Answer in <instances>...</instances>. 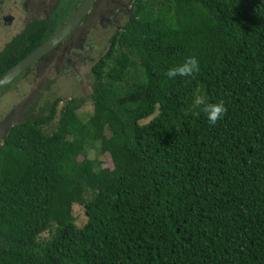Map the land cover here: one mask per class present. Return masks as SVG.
Segmentation results:
<instances>
[{"label":"trees","instance_id":"trees-1","mask_svg":"<svg viewBox=\"0 0 264 264\" xmlns=\"http://www.w3.org/2000/svg\"><path fill=\"white\" fill-rule=\"evenodd\" d=\"M79 1L27 16L0 75ZM129 1L56 127L53 93L1 136L0 264H264V0ZM188 56L200 71L169 80ZM198 96L225 105L215 125Z\"/></svg>","mask_w":264,"mask_h":264},{"label":"rangeland","instance_id":"rangeland-1","mask_svg":"<svg viewBox=\"0 0 264 264\" xmlns=\"http://www.w3.org/2000/svg\"><path fill=\"white\" fill-rule=\"evenodd\" d=\"M25 0H4L0 3L3 13L15 15L14 22L6 23L0 20V48L12 36L17 33L22 23L20 17L22 4ZM39 3L37 16L44 17L45 13L52 8L57 0H35ZM129 0H94L93 9L82 23L81 31L74 32L70 43L62 48L59 57H51L48 66H31L29 73L15 80L7 89L0 92V138L9 126L22 120L27 107L33 103L32 115L45 114L50 94L55 93L62 100L55 107L54 119L41 128L43 133H48L56 127L59 111L65 101L73 96L80 97L88 90V70L93 62L107 47L113 27L122 24L127 16ZM33 15H36L33 13ZM108 21V22H106ZM46 86V87H45ZM82 122L94 119V110L90 101L82 103L77 110ZM18 122V121H17ZM1 142V139H0ZM85 156L98 161L101 166L107 165L108 156L101 153L98 143L86 145ZM81 156H78L80 158ZM46 235V234H43Z\"/></svg>","mask_w":264,"mask_h":264},{"label":"water","instance_id":"water-1","mask_svg":"<svg viewBox=\"0 0 264 264\" xmlns=\"http://www.w3.org/2000/svg\"><path fill=\"white\" fill-rule=\"evenodd\" d=\"M92 2L93 0H81L68 19L50 37L31 50L14 65L3 71L0 75V92L30 64H38L39 59L44 54L54 49L56 45L80 22L83 16L87 13Z\"/></svg>","mask_w":264,"mask_h":264},{"label":"flooded vegetation","instance_id":"flooded-vegetation-1","mask_svg":"<svg viewBox=\"0 0 264 264\" xmlns=\"http://www.w3.org/2000/svg\"><path fill=\"white\" fill-rule=\"evenodd\" d=\"M57 2H58V0H57ZM80 2H81V0L79 1V3ZM92 4H93V2H92ZM92 4L89 7L87 13L80 20V22L56 45V47L54 49H52L48 53L44 54L39 59L38 64H34V63L33 64H30L23 72L19 73L17 75V77H20L21 75L28 74L29 71H30L29 69L31 68V66H33V67L40 66V69H38V72H40V70H42V68H45L46 66H48L49 60L52 59L51 57H59V55L62 53V48L65 47V46H67L70 43L71 36L74 35V32L81 31V29H82V23H83L84 19L87 18V15L90 14L91 13V10L93 9V5ZM1 6H2V4H1ZM54 7H55V5L52 8H50L51 10H49V11H47L45 13V16L44 17L47 18L49 12H51L54 9ZM1 8L4 9V7H1ZM1 8H0V20L2 22H4L5 25H7L6 24L7 22L8 23L14 22V20L16 19V16L15 15L8 14V13H6V14L3 13ZM75 8L76 7H74V9ZM39 11H41L39 9V3H36L35 0H25V2L22 4V8H21V11H20L21 13H23V15L21 17H20V14L17 15V18H20L21 21H22V23L20 25V29L25 24V21L29 18L27 16L33 15V13L36 14L35 16H37V13ZM5 17H7V18H5ZM106 22H108V21H106ZM15 78L11 82H13L15 80Z\"/></svg>","mask_w":264,"mask_h":264},{"label":"clouds","instance_id":"clouds-1","mask_svg":"<svg viewBox=\"0 0 264 264\" xmlns=\"http://www.w3.org/2000/svg\"><path fill=\"white\" fill-rule=\"evenodd\" d=\"M199 71L198 59L195 56H188L184 58L182 63L168 68L166 76L169 80H175L177 77H192ZM195 104L206 114L211 125H215L218 120L222 119L227 111L223 103H210L205 96H198L195 99Z\"/></svg>","mask_w":264,"mask_h":264}]
</instances>
